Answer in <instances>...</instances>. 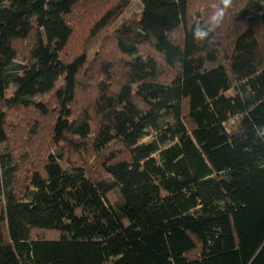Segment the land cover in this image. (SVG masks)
Wrapping results in <instances>:
<instances>
[{
	"label": "trees",
	"instance_id": "obj_1",
	"mask_svg": "<svg viewBox=\"0 0 264 264\" xmlns=\"http://www.w3.org/2000/svg\"><path fill=\"white\" fill-rule=\"evenodd\" d=\"M129 1L0 0V264H264V0H141L97 68Z\"/></svg>",
	"mask_w": 264,
	"mask_h": 264
},
{
	"label": "rangeland",
	"instance_id": "obj_2",
	"mask_svg": "<svg viewBox=\"0 0 264 264\" xmlns=\"http://www.w3.org/2000/svg\"><path fill=\"white\" fill-rule=\"evenodd\" d=\"M106 2V1H105ZM195 8V6H194ZM196 9H200V5L197 4ZM100 11V10H98ZM141 12V0H130L128 3V6L122 11V13L112 22L107 26L106 28H103L99 31L98 35L95 38H91L90 45L85 49L86 50V56L89 58L90 63H93L95 67L98 68L99 62H97L96 58L98 54H102L103 57L105 58H110L113 54L112 49H114V37H113V32L116 28H118L120 25L134 20L138 17V15ZM93 13L96 16V13L93 11ZM94 20V17H87L84 20V24L81 27H77L74 31V35L71 38L70 44L68 45V48L66 50V56L71 57L74 54V51H76L77 47L81 45V41L86 38L89 35V28ZM103 50L104 52H108L109 50L111 52L107 54L100 53V51ZM113 60L115 61V55L113 56ZM59 83H57L54 87V89L48 93H42L39 94L35 97V101H46L45 103L51 99L52 94L58 89ZM15 87L14 85L10 84L8 90L5 92V97L10 98L13 96L15 92ZM225 96H233V92H228L225 94ZM82 105V104H81ZM233 118L230 119V125H233ZM50 118L47 123H49ZM43 130V129H42ZM45 131V130H44ZM24 143V138L21 135L17 136V140L15 143V149L18 151L20 155L25 151V148L23 146ZM42 145V155L34 158L31 157L29 158L28 162V168L30 170H33L37 166L40 168L42 161L44 160V156L47 153L46 151L50 148L49 144V139L46 141V136L44 140L41 142L40 140L36 141V146L37 147H32L30 148V154H35L39 150V145ZM24 174H20V180L24 178ZM76 215L81 216L82 214H89V209L86 207H79L77 210H75Z\"/></svg>",
	"mask_w": 264,
	"mask_h": 264
},
{
	"label": "clouds",
	"instance_id": "obj_3",
	"mask_svg": "<svg viewBox=\"0 0 264 264\" xmlns=\"http://www.w3.org/2000/svg\"><path fill=\"white\" fill-rule=\"evenodd\" d=\"M231 0H219V4L215 6L214 11L210 17L212 23L217 26L221 22L225 10L230 6ZM193 36L195 39L204 41L209 37V30L204 27H195L193 30Z\"/></svg>",
	"mask_w": 264,
	"mask_h": 264
}]
</instances>
